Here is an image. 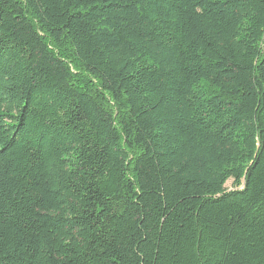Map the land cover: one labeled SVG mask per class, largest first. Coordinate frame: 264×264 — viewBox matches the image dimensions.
<instances>
[{
	"label": "trees",
	"instance_id": "trees-1",
	"mask_svg": "<svg viewBox=\"0 0 264 264\" xmlns=\"http://www.w3.org/2000/svg\"><path fill=\"white\" fill-rule=\"evenodd\" d=\"M0 264H264V0H0Z\"/></svg>",
	"mask_w": 264,
	"mask_h": 264
},
{
	"label": "rangeland",
	"instance_id": "rangeland-1",
	"mask_svg": "<svg viewBox=\"0 0 264 264\" xmlns=\"http://www.w3.org/2000/svg\"><path fill=\"white\" fill-rule=\"evenodd\" d=\"M79 76H80V77H79V80L81 81V83L85 84V86H88V85L90 84V82H89L88 80H85V79H84V78H85V74H84V73H81V75H79ZM90 89H91L92 93H93L96 97H98V99L100 100L101 97L98 95V93H97V91H96V86H90ZM226 188H227V190H232V189H234V186H233V182H232V180H230V181L227 183Z\"/></svg>",
	"mask_w": 264,
	"mask_h": 264
}]
</instances>
